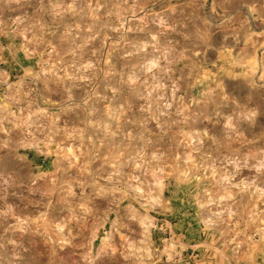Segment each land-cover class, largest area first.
<instances>
[{
    "label": "rangeland",
    "instance_id": "1",
    "mask_svg": "<svg viewBox=\"0 0 264 264\" xmlns=\"http://www.w3.org/2000/svg\"><path fill=\"white\" fill-rule=\"evenodd\" d=\"M0 264H264V0H0Z\"/></svg>",
    "mask_w": 264,
    "mask_h": 264
}]
</instances>
